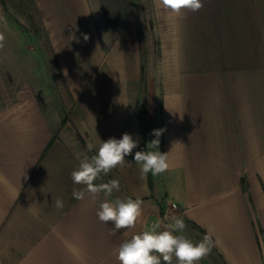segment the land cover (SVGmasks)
<instances>
[{
  "label": "crops",
  "instance_id": "1",
  "mask_svg": "<svg viewBox=\"0 0 264 264\" xmlns=\"http://www.w3.org/2000/svg\"><path fill=\"white\" fill-rule=\"evenodd\" d=\"M33 1L50 44L58 40L52 51L75 106L60 121L34 94L35 102L0 104V264H119L123 241L173 217L184 220L183 234L194 242L212 238L199 264H264V0H203L199 11H185L160 94L146 96L142 120L128 90L138 65L104 82L92 78V64L71 77L77 59L91 54L87 0ZM157 129L170 168L141 179L133 157L149 150ZM125 132L139 146L128 166L113 169L121 187L110 199L142 200V216L114 231L96 215L102 195L95 203L73 198L82 186L71 172L88 143ZM171 202L178 208L168 210Z\"/></svg>",
  "mask_w": 264,
  "mask_h": 264
},
{
  "label": "rangeland",
  "instance_id": "2",
  "mask_svg": "<svg viewBox=\"0 0 264 264\" xmlns=\"http://www.w3.org/2000/svg\"><path fill=\"white\" fill-rule=\"evenodd\" d=\"M87 4L93 33L84 46L91 54L87 60L82 56L77 59L71 77L92 64L96 70L92 78L104 82L115 79L119 68L133 72L138 65L137 79L130 82L128 90L130 107L142 120L146 96L160 94L159 79L162 71L164 76V65L172 59L173 37L181 22L158 9L157 0H87ZM5 5L4 11L0 4V34L4 36V47L0 48V104L21 103L28 98L35 102V95L50 116L69 120L75 100L52 51V44L57 46L58 40L50 44L33 0H5ZM77 46L72 44V50ZM111 179L119 180L113 170L101 182Z\"/></svg>",
  "mask_w": 264,
  "mask_h": 264
},
{
  "label": "clouds",
  "instance_id": "3",
  "mask_svg": "<svg viewBox=\"0 0 264 264\" xmlns=\"http://www.w3.org/2000/svg\"><path fill=\"white\" fill-rule=\"evenodd\" d=\"M157 7L179 18L185 11H199L203 7V0H157ZM88 38L84 35L85 41ZM3 47L4 36L0 34V48ZM163 131L153 130L152 135L156 138L146 145L149 150L135 152L133 159L140 166L141 179H146L149 173L156 176L170 168L168 153L159 150ZM138 146L139 140L127 132L120 139L115 137L104 141L99 139L98 146L88 143L86 150L77 155L78 167L71 172L73 183L82 186L73 189V198L79 201L87 196L95 203L102 195L103 199L99 203L96 215L102 223L111 222L114 231L134 227L142 216L143 202L131 197L110 199L114 191L120 190L119 180L111 179L102 183L96 181L108 176L113 169L128 166L126 157ZM63 206L62 200L55 201L58 210ZM186 228L187 225L182 218L173 217L172 222L167 224L158 221L150 228L123 241L115 250L116 259L119 264H172L173 258L177 264H199L210 253L213 246L212 238L205 235L200 241L194 242L183 234Z\"/></svg>",
  "mask_w": 264,
  "mask_h": 264
},
{
  "label": "built area",
  "instance_id": "4",
  "mask_svg": "<svg viewBox=\"0 0 264 264\" xmlns=\"http://www.w3.org/2000/svg\"><path fill=\"white\" fill-rule=\"evenodd\" d=\"M178 208V204L176 202H171L168 210H175Z\"/></svg>",
  "mask_w": 264,
  "mask_h": 264
},
{
  "label": "trees",
  "instance_id": "5",
  "mask_svg": "<svg viewBox=\"0 0 264 264\" xmlns=\"http://www.w3.org/2000/svg\"><path fill=\"white\" fill-rule=\"evenodd\" d=\"M49 145H50V143L48 144V146H49ZM48 146H47V147H48Z\"/></svg>",
  "mask_w": 264,
  "mask_h": 264
}]
</instances>
